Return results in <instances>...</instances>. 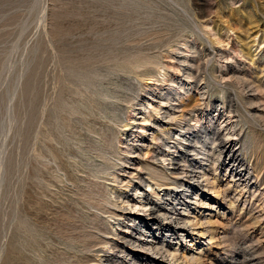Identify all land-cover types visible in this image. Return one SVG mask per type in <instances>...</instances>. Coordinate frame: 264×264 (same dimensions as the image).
<instances>
[{
  "label": "rangeland",
  "instance_id": "374dc122",
  "mask_svg": "<svg viewBox=\"0 0 264 264\" xmlns=\"http://www.w3.org/2000/svg\"><path fill=\"white\" fill-rule=\"evenodd\" d=\"M112 108L117 122L107 117ZM168 109L186 115L184 126L233 136L208 144L216 154L195 159L201 172L185 187L165 184L156 208L171 201L169 214L118 209L141 221L132 233L120 217L110 222L139 242L165 239L201 264H264V0H0V264H42L65 249L56 225L95 212L78 192L94 177L75 164L108 125L128 163L119 161L116 181L97 178L118 201L137 187L155 199L141 167L179 133ZM210 217L213 226L185 221ZM147 254V264H184Z\"/></svg>",
  "mask_w": 264,
  "mask_h": 264
},
{
  "label": "bare ground",
  "instance_id": "6f19581e",
  "mask_svg": "<svg viewBox=\"0 0 264 264\" xmlns=\"http://www.w3.org/2000/svg\"><path fill=\"white\" fill-rule=\"evenodd\" d=\"M145 63H147V61H145ZM145 63H143V65ZM145 72H148V70H146ZM189 76L196 78L193 73ZM171 102V99L167 100V103L173 105ZM162 108L163 107L160 106L156 110L161 111ZM165 114V117H168L169 121H177L175 129H178L179 133H177L175 136H169L171 137L170 140H168L169 143H166V148H164L161 155L157 154L155 156L156 158L152 162H146L145 164H142L143 167H141L142 169H146L149 174L148 182L147 180L145 181V179L140 177L142 179L141 183H145V186L148 187V190L154 193L155 199L147 200L146 198L142 197V191L139 187H137V189L135 190V195L132 197V199H125V197V200L118 201V199H116L117 197L113 198L111 193L115 191L111 190V188H109L107 185L100 182V180L97 178L98 176H100V173H112L113 178L116 181L117 178H119L115 173V171H117L119 161H125L126 163H128L126 156L129 155V151L126 149L127 147L125 148L126 150H122L119 148L117 144L118 133L112 130L111 126L108 125L106 131H102L101 129L98 132V134H102V136L100 135L101 142H94L93 144L91 143L87 146L82 147V151L87 156H89V159H84L85 162L82 161L83 159L77 161L75 164V169H84V171L94 177L92 179L83 177L82 182L84 181V183L78 185V192L81 195L82 201L86 203L87 207L89 208H95L98 211H100L101 209L103 212H106V216L102 218L100 216V213L95 210V212L87 214V220H67L59 224L57 223L58 225H56V233L57 235H59L57 239L59 240V242L64 243L65 249L57 252L56 256L52 257L51 259L42 258L40 260L42 264H147L149 263V261L147 262L148 256L144 257L142 255V252L144 251L148 252V254L150 253L152 255L154 254L160 257L168 256L169 258H172L173 261L180 258V260H182V263L184 264H201L202 260L199 255H196L195 253L189 254V252L187 253V250L184 248L182 249L183 252H181V249L179 247L169 248V244L167 243V241H165V239L160 241L159 239H156L154 237L150 242H139L138 240H134L119 233L115 225H112V223L110 222L112 218L116 219V217H120V220L122 222L127 223V232L132 233L136 229L139 230L140 228H142V226L137 225L138 222L141 221L137 222V217H127L125 213H119L118 209H127L128 207L136 211H141L142 214L150 210H152L153 212L159 211V214H156L158 217L169 214V206H171V201L168 202L170 205L168 204V206H164L163 209L156 208L158 207L156 205V201L161 199V193L164 190L171 189V187L167 186L172 183H176L178 185L180 184V187H185L187 185L185 181H191L194 179V174H196L194 172H201V169H196L197 164L195 162V159L200 155L213 156L216 154L214 150L213 151L215 153L213 151L209 152V148L207 147L208 144L213 143L214 147L217 145V147H219V143L221 144L220 141H222L223 139L228 140L233 136V133H230V128L229 130H227L228 132L226 131L222 133V131L220 130H211V126H205L203 128H201V126L199 128V125L194 128L189 125L184 126L183 123H185V120L187 119L184 113L175 117L173 111L171 109H168L165 110ZM107 117L117 122L119 113L117 110H114V108H112V115H108ZM132 123H135V121H132ZM132 123L128 122L125 125L126 127L123 130L122 136L127 133V130L130 129V125H132ZM141 128L144 132L145 129H143V127ZM155 139L163 141V138L161 137H156ZM143 144H141V146ZM227 146L223 145L222 148L217 152L218 157L227 155ZM235 150L236 149L232 146V148L230 149V153ZM224 152H226V154H224ZM146 154L148 153L146 152ZM138 155H141V153L139 152ZM72 157L77 160L79 156L77 157L76 155H73ZM227 159L228 158L224 157V162H229L227 161ZM216 160L212 161V163H214L212 167L213 170L216 167ZM216 171L214 170L215 173H217ZM201 175L205 178V181L209 185L214 186V177L210 176L205 171H203ZM165 184L168 185L166 186ZM177 187L178 186H175L176 189ZM192 189L193 187L190 190ZM186 190H189V187H186ZM214 191V198L217 199V197L221 195L222 189L221 187H218V189ZM172 199H177V196H173ZM173 208L174 207H171V209ZM173 218H171V222L175 223V220L177 218ZM185 221H187L188 223H192L193 221L194 223L192 224H198V227H201L203 223H207L208 226L214 225V221H212L211 217L206 218L204 222L203 220L201 221L200 218H185ZM206 230L212 232L210 228ZM197 232L202 237L206 235V231H196V233ZM144 235V233L140 234L139 238L142 239ZM209 239L213 240L215 238L214 236H210ZM197 242H199V240ZM137 247L140 249V251H138V253H135V248ZM152 261L155 262L153 264L158 263L154 259Z\"/></svg>",
  "mask_w": 264,
  "mask_h": 264
}]
</instances>
